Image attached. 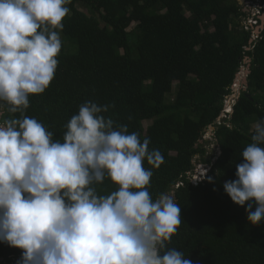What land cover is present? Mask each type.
<instances>
[{
	"label": "trees",
	"instance_id": "obj_1",
	"mask_svg": "<svg viewBox=\"0 0 264 264\" xmlns=\"http://www.w3.org/2000/svg\"><path fill=\"white\" fill-rule=\"evenodd\" d=\"M67 6L54 79L29 97L24 115L62 140L80 105L109 106L102 115L114 127L127 125L129 133L149 138V149L164 157L158 168L147 161L144 167L153 172V199L174 192L181 208L166 249L193 264H264V222L251 225L247 204L237 205L223 188L237 178L236 164L264 118V20L255 18L263 26L256 36L257 26L243 24L251 16L239 0H71ZM247 59L248 86L221 117ZM212 128L221 152L215 159L206 157L203 141ZM199 156L210 170L195 185ZM117 187L107 177L96 185L99 195ZM22 253L0 242V264L21 261Z\"/></svg>",
	"mask_w": 264,
	"mask_h": 264
},
{
	"label": "clouds",
	"instance_id": "obj_2",
	"mask_svg": "<svg viewBox=\"0 0 264 264\" xmlns=\"http://www.w3.org/2000/svg\"><path fill=\"white\" fill-rule=\"evenodd\" d=\"M70 2L0 0V242L23 249L19 264H193L166 249L181 208L171 193L153 199L148 191L153 172L144 162H164L149 138L114 127L102 115L109 106L91 101L70 118L62 140L24 115L29 97L54 79ZM242 89L235 83L221 117L232 113ZM251 141L237 178L223 188L234 203L247 204L256 226L264 222V118ZM106 177L118 187L99 195L96 185Z\"/></svg>",
	"mask_w": 264,
	"mask_h": 264
},
{
	"label": "rangeland",
	"instance_id": "obj_3",
	"mask_svg": "<svg viewBox=\"0 0 264 264\" xmlns=\"http://www.w3.org/2000/svg\"><path fill=\"white\" fill-rule=\"evenodd\" d=\"M248 12V15L251 16V18H255L257 16H260V9H261V1L260 0H244V2L241 4ZM243 24L245 25H252V21L247 20L246 18H243ZM135 25L132 26V28H134ZM247 66H243L241 68V73L238 76V79L236 80V85H239L240 88H242L244 86L243 81L246 78V73L248 70V63L246 64ZM236 90L238 91V86H236ZM239 94V92H237V95ZM145 128L147 129V127L149 126V123H145L144 124ZM214 129H210L208 130V132L205 134L203 141L205 142V148L207 149V154L206 157H210L212 156L213 159H215L217 156L220 155V149L219 146L216 144L215 138H214ZM197 165L195 167V175L193 177V180H196V177L198 176H203L206 175L207 172H209L208 170L210 169L209 165L206 164H201V157L199 156L196 160ZM202 168L204 169V171H202ZM174 192H171V194L174 196L173 194ZM20 260H18L17 262L14 263H8V264H18Z\"/></svg>",
	"mask_w": 264,
	"mask_h": 264
},
{
	"label": "built area",
	"instance_id": "obj_4",
	"mask_svg": "<svg viewBox=\"0 0 264 264\" xmlns=\"http://www.w3.org/2000/svg\"><path fill=\"white\" fill-rule=\"evenodd\" d=\"M256 18V17H255ZM254 17L253 18H251L249 21H252V25H248L249 27L250 26H258V22H257V20L255 19ZM259 18H261V16H259ZM258 34H256V36H257ZM232 104H234V101L232 100L231 101V106H232ZM202 171H204V169L202 168ZM204 176V175H203ZM203 176H198V177H196V180L194 181L193 180V177H192V182L195 184V185H197V184H199L202 180H203Z\"/></svg>",
	"mask_w": 264,
	"mask_h": 264
},
{
	"label": "water",
	"instance_id": "obj_5",
	"mask_svg": "<svg viewBox=\"0 0 264 264\" xmlns=\"http://www.w3.org/2000/svg\"><path fill=\"white\" fill-rule=\"evenodd\" d=\"M244 2V0H239V3H240V5L242 4ZM247 10L245 9V12H246ZM251 59H247L246 60V63H248V70H247V73H246V78L244 79V81H243V84L244 85H247L248 86V76H249V74L251 73V71H250V67H251ZM234 91H235V89H234ZM232 101V100H231ZM230 105H231V102L229 103ZM174 194V199H175V202H177V199H176V195H175V193H173Z\"/></svg>",
	"mask_w": 264,
	"mask_h": 264
}]
</instances>
